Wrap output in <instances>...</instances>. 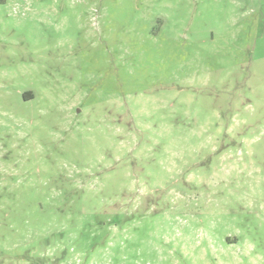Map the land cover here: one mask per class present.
<instances>
[{
	"label": "rangeland",
	"instance_id": "rangeland-1",
	"mask_svg": "<svg viewBox=\"0 0 264 264\" xmlns=\"http://www.w3.org/2000/svg\"><path fill=\"white\" fill-rule=\"evenodd\" d=\"M0 264H264V0H0Z\"/></svg>",
	"mask_w": 264,
	"mask_h": 264
}]
</instances>
